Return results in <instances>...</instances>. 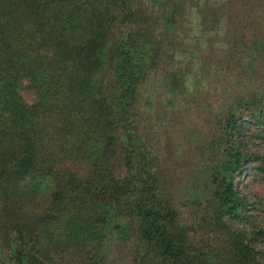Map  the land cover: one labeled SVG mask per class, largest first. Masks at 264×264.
Segmentation results:
<instances>
[{
  "label": "trees",
  "instance_id": "obj_1",
  "mask_svg": "<svg viewBox=\"0 0 264 264\" xmlns=\"http://www.w3.org/2000/svg\"><path fill=\"white\" fill-rule=\"evenodd\" d=\"M188 152L208 195L173 189ZM246 160L264 0H0V264H264Z\"/></svg>",
  "mask_w": 264,
  "mask_h": 264
},
{
  "label": "rangeland",
  "instance_id": "obj_2",
  "mask_svg": "<svg viewBox=\"0 0 264 264\" xmlns=\"http://www.w3.org/2000/svg\"><path fill=\"white\" fill-rule=\"evenodd\" d=\"M24 95L27 101H31L33 96L32 92L24 91ZM187 129L189 131L186 137L187 141H190L191 143H193V145L198 143V136L201 135L202 130L198 128L195 129L193 128V126H188ZM200 143L202 145L203 143H207V141L204 142V140L202 139ZM181 147V144L176 145V151H181ZM255 151H258V149H255ZM188 154L190 153L188 152L187 154H184V157L182 156L184 158L185 164H183L179 168V171L176 169L177 167L173 165L168 172L172 176L173 180L176 181L173 189L177 191L178 195H180L181 193L185 194L189 191H193V193L199 196L208 195L210 191V184L207 185L208 169L205 167H197L195 169H192L194 163L192 160H190ZM255 171V168L250 165L249 160H246L244 168H242L237 173L236 185L247 198H252L254 196V193L264 195V181L260 178L258 179L257 176H255ZM254 213L256 216L255 222L264 227V211L262 210V208L259 210H255Z\"/></svg>",
  "mask_w": 264,
  "mask_h": 264
}]
</instances>
